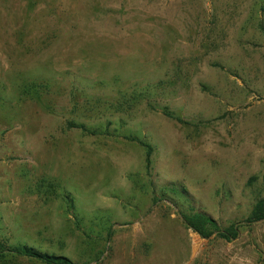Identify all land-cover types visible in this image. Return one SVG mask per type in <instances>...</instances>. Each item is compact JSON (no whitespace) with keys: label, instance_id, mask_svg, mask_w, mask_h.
I'll return each mask as SVG.
<instances>
[{"label":"rangeland","instance_id":"obj_1","mask_svg":"<svg viewBox=\"0 0 264 264\" xmlns=\"http://www.w3.org/2000/svg\"><path fill=\"white\" fill-rule=\"evenodd\" d=\"M263 197L264 0H0V264H264Z\"/></svg>","mask_w":264,"mask_h":264},{"label":"trees","instance_id":"obj_2","mask_svg":"<svg viewBox=\"0 0 264 264\" xmlns=\"http://www.w3.org/2000/svg\"><path fill=\"white\" fill-rule=\"evenodd\" d=\"M149 152L150 147L148 146L147 155H149ZM182 218L189 227L198 232L202 237H209L214 232L226 238H234L238 234L236 224H230L226 230L221 231L216 221L203 212L194 211L190 214H182ZM262 219H264V197L256 200L252 215L246 221L255 222ZM13 252L19 256L35 258L44 264H77L65 255L39 251L28 245L16 246Z\"/></svg>","mask_w":264,"mask_h":264}]
</instances>
